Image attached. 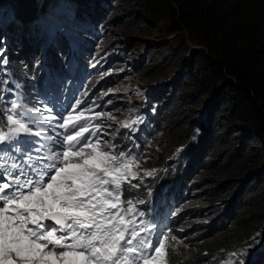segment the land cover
Masks as SVG:
<instances>
[{"label": "trees", "instance_id": "obj_1", "mask_svg": "<svg viewBox=\"0 0 264 264\" xmlns=\"http://www.w3.org/2000/svg\"><path fill=\"white\" fill-rule=\"evenodd\" d=\"M67 1L76 8L75 26L83 21L89 27H79L77 35L68 40L63 28L53 22L57 37L64 39L54 46L40 31L44 29L42 24L49 25V14L61 0H0V61L7 59L2 65L7 71L0 72V131L6 133L9 127L7 83L18 84L26 101L39 108L38 97L47 94L46 88L65 90L64 76L69 71L78 70L75 75L80 76L79 63L91 69L95 61L91 60V47L101 27L118 24L122 13L128 18L125 22H131V13L140 7L144 20L158 26L166 22L172 35L182 36L184 47L188 35L192 44L206 50L196 69L186 65L188 70L184 68V74L162 90L160 97L164 92L171 96L168 100L164 97V106L156 102L147 129L139 131L141 140L146 139L143 148L148 145L151 130L166 142L156 155L158 164L174 148L177 151L173 163L150 180L156 186L144 198L146 218L156 213L161 225L158 235L169 237L166 264H222L226 252L239 253L242 249H252L247 264H264V0ZM119 2L123 8L117 15L114 12ZM9 14L15 15L19 24H3ZM180 59L172 58L169 63H181ZM165 64L162 61L156 66L160 70ZM92 72L88 88L99 95L113 76L97 82L103 74L97 66ZM163 72L158 71L157 76H163ZM59 81L63 83L59 85ZM192 86L204 101L212 100L209 114L188 113L189 98L193 97L188 90ZM20 108L23 111L26 105ZM123 137H117L116 142L125 154L136 144L127 137L123 141ZM201 162L204 165L199 167ZM195 190L202 202L198 208L188 203ZM134 191L124 185L122 201L127 204L128 195L133 200L139 197L133 195ZM164 212L169 214V223L164 220Z\"/></svg>", "mask_w": 264, "mask_h": 264}, {"label": "rangeland", "instance_id": "obj_2", "mask_svg": "<svg viewBox=\"0 0 264 264\" xmlns=\"http://www.w3.org/2000/svg\"><path fill=\"white\" fill-rule=\"evenodd\" d=\"M65 1L66 2L63 3L61 0L59 5L54 7V12L49 14V18L46 22L49 23V25H41L44 29L40 31V35L46 37L45 39L48 40V43L49 40H51V43L54 46L57 45V42L63 41L64 39L62 37H57L55 28L52 25L53 22L63 28L65 34L64 38L67 39L68 37V40H70L73 34L77 33L79 27H89V23L83 21H78L81 25L78 27L75 26L74 17L76 14V8L67 0ZM117 5L119 6L114 13L119 15V12L123 7L120 2L117 3L116 6ZM140 13H142V11L141 8L138 7L135 14L133 12L131 13L134 16L131 22H125L128 18L122 13L121 16L123 19L120 20L118 24L111 25L109 28H105V26L103 28L101 27L98 32V39L91 47V49L94 48L93 52H91L94 55L91 60H95L91 65V69L88 70L83 67L81 63L77 62L82 67V73L77 77L75 72L78 70L74 72L69 71V73L64 76V79H66L65 90H63V87L59 88L58 86L54 90H50V87L49 89H45V91H47L46 95L53 96L54 100H67L68 98L73 97L68 100L78 102V108L66 106L62 115L59 118L52 120L48 119L45 114L43 115V111L36 105H30L36 113L40 112L38 113L39 118L37 121L38 124L41 125L38 129L40 135L33 138L34 141H37L40 144L38 151L32 152L31 156L28 155L27 159H22L17 153H12L11 157L10 155H3L5 151L9 150L12 152L10 147L3 148V150L0 151V167L7 170V172L3 171L4 174L0 173V177L5 179L4 182H7L12 178L8 173H10L13 165L16 166L15 169L17 174L20 171H23L34 176L36 173L34 171H29V169L36 168V161L39 160V165L42 168L45 164V160L41 159V157L50 156L52 154L50 149L56 150L59 148V145L56 142L59 139H62L65 133V129L59 127V123L61 117L66 119L70 111L74 116H78L81 111L84 112V119L75 122L77 127H79L80 124L91 125L88 132H85L82 137L78 138L81 143L84 139L92 140L93 143L98 139L101 150L120 154L122 151L118 147L120 143L116 142V138L119 136H125L123 137V141L126 137L129 140H132L136 145L133 150H126L125 157L127 159H131V157L136 158V161L130 164V169L138 175L136 178L131 179V183L138 184L139 187L143 188L142 190H136L135 188H129L130 184L128 182L122 184V186L125 185L128 187V191L136 190L133 192V195H140L139 197H136L135 200L131 198L133 212H137L138 208V215L131 212L133 213L131 216H134L135 218L137 217V220H135L134 223L128 224L129 230L134 227L136 229H141L142 224L140 223L144 222V215L146 214V209L144 208L146 203L144 198L146 195L150 196L149 190L156 186L149 182L150 180H153L156 175L155 173L162 169H166L173 163L171 161H174V154L177 153L174 148L169 156H167L162 162L159 160L160 164H158L157 159H155L156 155L157 153H161V149L165 147L166 142L162 140L161 134L155 137L154 132L151 130L152 136H147V141L149 142H147V147L143 148L146 139L141 140L142 132L139 131L147 129L150 117L155 109H157L155 106L156 102L163 104L164 106L165 102L168 100L167 97L171 96L170 94H165L163 91L164 96L160 97L162 90L170 87L168 85L176 79L178 75L184 74V68L185 71L188 70L186 65H191L190 67L193 70L196 69L203 59L204 52H206L204 47L192 44L188 40V35L186 36L187 46L184 47L182 36L172 35L166 22H163L158 26L146 19L144 20ZM11 21H16V23L19 24V21L16 20V16L13 14H9L6 21L4 20L2 23L10 26ZM134 42L137 43V46H133ZM3 47H6L5 41L3 42ZM7 48H9V46H7ZM178 57L183 58L180 59L181 63L178 61H172L173 64L169 63L172 58L177 60ZM141 61L144 63L141 64ZM162 61H166V64H168L166 67L167 70L164 68L166 64L161 65L160 70L164 71L162 73L163 76H157L158 71L160 70L157 68L156 64ZM139 64H141V66H139ZM96 66L97 69L100 70V73L103 74V78H99L97 82H100L102 79L109 76H113L111 81H106L108 82L107 86H105L106 88L102 89L100 92L97 91L99 95L90 93L93 91V88L91 90L88 88V84L92 80V71ZM84 72H86L87 75L83 74ZM7 78H10V76L7 75ZM62 83V81H59V85ZM19 87L20 86L14 81H11L10 85L7 83V101H10V104H8L9 106L7 105L8 108H10L12 103H16L19 98L22 97ZM190 89L188 92L193 97L189 98L191 101L190 106L187 108L188 113L193 110V112L200 111L199 113L203 115L204 113L209 114L210 103L212 100L209 98L204 101L200 97L198 91L193 89V86ZM164 97L167 98V100H165ZM38 100H41V97H38ZM102 101L104 102L103 104H101ZM189 115L193 116L191 114ZM190 116L188 117L189 122ZM23 119L27 123V120L25 118ZM125 123H128L130 127H123ZM29 126L32 128V125ZM68 131H73L71 123L68 126ZM93 132L95 135H93ZM120 132L123 133L120 134ZM43 135H48L49 138H46ZM32 136L33 135H31V137ZM26 139H28V137H26ZM2 146L3 145H0V148H2ZM86 151H88V149H86ZM12 159L13 163L11 162ZM203 165L202 162L198 163L199 167H202ZM150 171L153 172V175H145V173ZM17 177L20 179L24 178L19 175ZM197 191L200 193L199 189H197ZM197 191L195 190L197 194L192 192L191 196L186 195L189 196L188 203H190V206L195 208L201 206L202 203L200 198H197ZM129 197H131V195H128L127 200ZM127 206L129 207V205L124 202L121 204V208L124 209L127 215H129L130 212L126 211L124 208ZM124 211L121 213L123 217H125ZM141 212L143 213V216L139 217V213ZM166 213L164 215V220L169 223L167 221L169 214ZM155 214L152 217L149 216V226L154 224L152 221L155 219ZM207 220L208 222L210 221V219ZM128 221L129 220H126V223ZM155 223L160 224V220L155 219ZM149 226L148 229H150ZM156 229L158 230V227L156 226L151 228L149 234H151V232L152 234L153 232L156 234ZM140 237H149L148 232L142 230L138 239ZM259 242L261 243V241ZM242 250H240L235 257L232 256L234 251L226 252L222 256V264H239L241 260L243 261V264H247L252 249L244 252H242ZM262 260L264 261V258Z\"/></svg>", "mask_w": 264, "mask_h": 264}, {"label": "snow or ice", "instance_id": "obj_3", "mask_svg": "<svg viewBox=\"0 0 264 264\" xmlns=\"http://www.w3.org/2000/svg\"><path fill=\"white\" fill-rule=\"evenodd\" d=\"M6 63V58L0 61V72L7 71L2 67ZM19 107L11 104L6 117L9 127L6 133L0 131V145H10L19 152L20 145L27 143L25 154L31 156L38 151L36 142L22 141L20 136L40 133L32 132L16 112ZM82 119L83 111L78 116L70 111L66 119L61 117L59 127L65 133L56 142L59 148L41 157L45 160L42 168L36 161V168L29 169L36 173L34 176L20 171L18 175L24 177L20 179L8 173L12 177L10 191H5L10 183L2 182L0 177V264H166L169 237L161 233L154 243L150 237L138 239L137 229L128 227L134 221L126 223L121 215L122 184L139 187L131 183L138 175L130 169L136 158L103 151L98 139L81 143L78 138L91 127H77L75 122ZM123 127L130 125L125 123ZM127 204V211L132 212V200L128 199ZM144 230L148 231L147 225Z\"/></svg>", "mask_w": 264, "mask_h": 264}, {"label": "bare ground", "instance_id": "obj_4", "mask_svg": "<svg viewBox=\"0 0 264 264\" xmlns=\"http://www.w3.org/2000/svg\"><path fill=\"white\" fill-rule=\"evenodd\" d=\"M3 147V146H2Z\"/></svg>", "mask_w": 264, "mask_h": 264}]
</instances>
